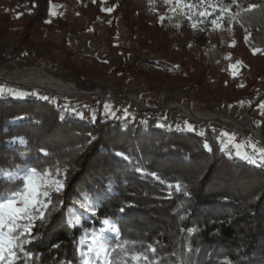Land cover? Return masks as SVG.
Listing matches in <instances>:
<instances>
[{
    "label": "trees",
    "instance_id": "obj_1",
    "mask_svg": "<svg viewBox=\"0 0 264 264\" xmlns=\"http://www.w3.org/2000/svg\"><path fill=\"white\" fill-rule=\"evenodd\" d=\"M251 1L255 9L226 14L214 26L211 44L209 35L175 50L170 25L188 18L166 0H0V39L20 36L15 52L5 44V57L27 58L36 46L32 38L42 30L69 27L63 17L51 18L53 5L66 3L87 17L82 30L111 8L102 59L92 56L77 63L67 39L47 42L64 52L63 67L80 78L83 89L100 87L96 79L125 81L136 75L159 83L168 80L177 88L196 82L224 102L248 96L253 100L264 80V0ZM121 20L137 35L136 47L117 44ZM153 38L160 39L163 50L162 58L151 62L159 68L156 77L132 71L125 59V53L151 48ZM240 62L248 71L234 75L232 66ZM108 89L116 96L122 92ZM37 96L0 98V200L23 190L30 168L49 180L42 196L47 205L43 219L33 210L31 236H20L17 256L4 264H84L80 242L86 234L99 232L104 221L117 227V234L104 238L112 264H264V167L240 158L236 141L226 136L235 133L218 122L176 121L168 109L145 125L132 120L129 111L136 106L149 112L122 96L116 100L121 102L120 116L119 111L106 116L102 102L93 123L91 116L79 119L71 111L83 112L75 101ZM14 136L24 142L9 143ZM117 151L128 159L116 156ZM56 181L63 185L59 192ZM177 183L179 191L168 187ZM122 206L124 213L119 212ZM21 232L18 228L14 235Z\"/></svg>",
    "mask_w": 264,
    "mask_h": 264
},
{
    "label": "rangeland",
    "instance_id": "obj_2",
    "mask_svg": "<svg viewBox=\"0 0 264 264\" xmlns=\"http://www.w3.org/2000/svg\"><path fill=\"white\" fill-rule=\"evenodd\" d=\"M166 2L170 4L173 10L184 14L188 18L185 23H172L170 25L174 35V44L172 48L175 50L181 49L187 42L191 44L196 39L204 40L209 35L210 40L208 43L211 44L213 28L214 26L220 25L226 14H234L242 8L248 9L250 5H255L251 0H235V2H233V0H166ZM220 9H225V11L221 13ZM56 16H61L66 19L69 23V27L67 29L56 28L52 30H42L40 34L32 38L36 46L33 51L27 52V58L20 57L14 59L10 55L5 57L3 50L5 44L10 46V51L15 52L18 45L17 38L20 36L18 37L16 34H10L0 39V87L4 88L6 94L10 89L15 90L17 94L23 91L33 92L38 96L51 94L59 99L75 101L74 104H78L79 109L88 117H90L93 112L97 115L100 112L103 102L102 109H105L104 105L107 104L108 108L112 109V111H119L118 115L120 116L122 112L119 110L121 105L119 99H121L120 96H125L123 94L116 96V94L110 93L108 91L109 89L104 90V88L107 87L116 88L121 90L122 93L135 96L140 101V104L131 100L129 101L139 106H146L145 110L149 112L144 113L138 111L135 106L134 109L131 108L129 111L132 120L147 125L150 117L154 118L158 116L156 113H160L162 109H168V115L173 117L176 121L181 120L182 117H186L196 123L218 122L224 127L223 120H226L228 123L225 124L228 125V131L236 130L240 136L239 140H234L237 134H233L232 137L226 134L227 138L233 141V144L235 143L234 141H236L235 146L241 150L240 156H248L257 160L261 158V154L264 153V140L261 136H257V134L250 131L249 128L254 127L261 131V128H264V108L260 107L261 104H264V80L261 81L254 90L253 97H255V99L251 100L252 97L248 96L242 99L236 98L233 102H224L220 99H214L206 93L204 89H202V91L193 92L190 88L194 83L177 88L168 80L159 83L155 80H144L136 75L128 76L125 81L109 77L111 78L110 84L107 83L109 78L104 81L96 79V82L100 84L101 88L98 87L93 90H86L80 86V78L76 75L68 74L69 71L63 67L64 52L56 45L47 44V42L67 39L76 53L74 61L77 63H81L83 59H90L92 56L102 59L107 50L105 41L107 29L111 25L113 18L109 15V11L105 10L90 27L82 30L79 27L86 22L88 18L84 17L81 12L75 11L74 8L66 3H60L51 7V18ZM213 20H216V24L212 23ZM137 38V35L132 34L126 22L122 20L118 21V45L128 48L136 47ZM151 45V48L146 49L144 52L125 53V59L126 62L131 64L132 71H149L151 74L154 73L153 77H156L161 74L159 68L151 62L161 59L163 50L161 48V41L158 38H153ZM186 55L192 58L193 52H189ZM32 68L60 78L66 82H71L86 92L96 91L99 93L58 94L39 87L16 83L18 79L20 80L22 77L28 75ZM232 71L234 75H240L247 73L248 68L244 62H240L232 66ZM261 96H263L262 103L253 107V104L256 103ZM6 97L12 99L7 95L3 98L7 99ZM183 98L196 101L195 103H190L189 100L188 102ZM175 100L180 103H182L183 100L191 107L188 108H194L192 110L195 111L199 117H204L208 120H199L196 116H192L190 113L183 111L180 107L175 105L173 102ZM83 105L86 108L83 107ZM128 105L133 107L130 103H128ZM227 116L235 118L244 125L236 123ZM229 133H231V131ZM37 175L42 179V186L38 191L47 192L46 186L49 183L48 178L40 172H38ZM23 191L24 188L21 192ZM42 196L44 197L45 195H38L37 199L44 202ZM113 229H116V231L114 232ZM108 234H117V227L110 221H104L99 232L93 231L83 237L80 242V248L84 264H112L108 258L109 248L104 239L108 237ZM93 237L96 238V242L99 246L93 245L91 252H89L88 250Z\"/></svg>",
    "mask_w": 264,
    "mask_h": 264
},
{
    "label": "snow or ice",
    "instance_id": "obj_3",
    "mask_svg": "<svg viewBox=\"0 0 264 264\" xmlns=\"http://www.w3.org/2000/svg\"><path fill=\"white\" fill-rule=\"evenodd\" d=\"M235 2V0H233ZM257 5H250L248 9H242V11H250L252 9H255ZM109 12L112 11L111 8L108 9ZM221 13L225 11V9H220ZM235 15H240V13H236ZM234 18V17H233ZM163 19V17H161ZM213 24H216V20L212 21ZM256 51V50H254ZM8 96L12 99H28L34 95L35 93H27L22 92L17 94L15 90H8L7 94L5 93V90L3 87H0V98H3L5 96ZM38 99L48 101L50 97L48 96H37ZM260 107L264 108V104H261ZM105 108V115H113L112 109L108 108V105H104ZM71 111L79 118H84L83 112H78L76 109H71ZM96 113H91V120L93 123L96 121ZM127 119V116L124 117ZM17 119H23V117H18ZM166 125L163 123H157L156 127L163 128ZM17 141L23 143L24 140L21 137L14 136L11 138L9 143H16ZM210 150V149H209ZM41 152H44L45 149L41 148ZM115 155L127 160L128 156L126 153L122 151L115 152ZM239 156V153H237ZM241 159L245 160L246 162L252 163L257 166L264 167V153L261 154V158L259 160L244 156L240 157ZM137 171H141L140 169H137ZM38 169L33 167L28 170V172L24 175V191L23 192H16L13 193L11 196H9L6 199L0 200V264H4L5 261L11 262L16 256L17 253L15 251L16 248L20 247V244L17 243V241L20 239V236H23L25 234H28L31 236V229L33 227V222L36 219V216L33 215V210H36L40 212V217L43 219V209L47 207V205L37 199L38 195H47V192H39L38 189L42 186V179L37 175ZM153 178L159 179L157 174L155 172L152 173ZM57 184L56 191L59 192L61 187H63L62 184H60L59 181L55 182ZM169 188L174 187L177 191L180 190V184L177 183L175 185H168ZM190 195V194H189ZM22 205V206H21ZM127 207H134V205H127ZM120 213L125 212V207L122 206L119 208ZM95 215V213H94ZM20 220H26V224H18L17 222ZM107 222V221H105ZM20 228L22 229V232L20 235H14L16 230ZM115 232L116 229H113ZM34 240L35 237H32ZM31 242V241H30ZM99 246L96 242V238L93 237L89 252L92 250V246ZM154 250V249H153Z\"/></svg>",
    "mask_w": 264,
    "mask_h": 264
},
{
    "label": "bare ground",
    "instance_id": "obj_4",
    "mask_svg": "<svg viewBox=\"0 0 264 264\" xmlns=\"http://www.w3.org/2000/svg\"><path fill=\"white\" fill-rule=\"evenodd\" d=\"M29 71V70H28ZM25 75V74H24ZM1 76V74H0ZM18 84L39 87L44 90L56 92L58 94H79L82 93L80 89L71 82H66L60 78L50 74L42 73L35 68L30 69L29 74L16 81ZM177 107H180L177 105ZM182 109V108H181ZM186 112V110L182 109ZM202 114V113H199ZM204 115V114H203ZM254 127H250V131L260 136L259 131H255Z\"/></svg>",
    "mask_w": 264,
    "mask_h": 264
},
{
    "label": "water",
    "instance_id": "obj_5",
    "mask_svg": "<svg viewBox=\"0 0 264 264\" xmlns=\"http://www.w3.org/2000/svg\"><path fill=\"white\" fill-rule=\"evenodd\" d=\"M79 89H80V88H79ZM80 91H81L82 93H89V94H94V93L96 94V93H99V92H96V91H89V92H86V91L83 90V89H80ZM121 94H123L127 99H129V100H131V101H134V102L140 104V101H139L135 96H132V95H130V94H128V93H122V92H121ZM173 102H174L175 104L181 106L182 109L186 110V112L190 113L192 116H196V118H198L199 120H208L207 118L199 117V115L196 114L195 111H193L192 109L188 108V107L185 106L183 103H180V102H178V101H176V100L173 101ZM227 117H229V116H227ZM229 118H231L233 121H235V122L238 123V124L244 125L243 123L237 121L235 118H232V117H229ZM248 126H249V125H248ZM253 129H254L255 131H259L260 136H261L262 139L264 140V136H263L262 131H261L260 129H258V128H253Z\"/></svg>",
    "mask_w": 264,
    "mask_h": 264
},
{
    "label": "built area",
    "instance_id": "obj_6",
    "mask_svg": "<svg viewBox=\"0 0 264 264\" xmlns=\"http://www.w3.org/2000/svg\"><path fill=\"white\" fill-rule=\"evenodd\" d=\"M190 89H191V91H193V92H198V91H202L203 88H202V86H201L199 83H194ZM108 91H109L110 93H114V91L111 90V89H109ZM128 100H129V99H128ZM175 105H177V104H175ZM141 107H142L144 110L146 109V106H144V105H141ZM179 118H181V117H179ZM223 121H224V128L228 130V128H227L228 125L225 124V123H228V122H227L226 120H223ZM229 131H231V132L237 134L236 137H235L236 140H239V139H240V136L238 135V132H237L236 130H235V131H233V130H229Z\"/></svg>",
    "mask_w": 264,
    "mask_h": 264
}]
</instances>
